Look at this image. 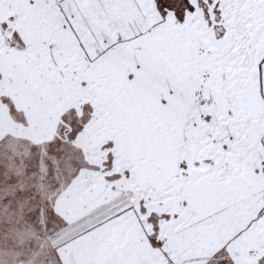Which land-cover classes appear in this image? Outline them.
Listing matches in <instances>:
<instances>
[{
    "label": "snow or ice",
    "instance_id": "1",
    "mask_svg": "<svg viewBox=\"0 0 264 264\" xmlns=\"http://www.w3.org/2000/svg\"><path fill=\"white\" fill-rule=\"evenodd\" d=\"M0 264H264V0H0Z\"/></svg>",
    "mask_w": 264,
    "mask_h": 264
}]
</instances>
